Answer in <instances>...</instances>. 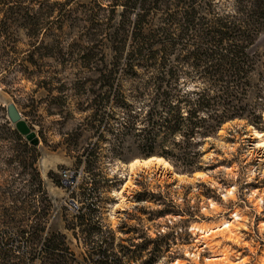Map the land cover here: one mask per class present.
Listing matches in <instances>:
<instances>
[{"label":"rangeland","instance_id":"374dc122","mask_svg":"<svg viewBox=\"0 0 264 264\" xmlns=\"http://www.w3.org/2000/svg\"><path fill=\"white\" fill-rule=\"evenodd\" d=\"M50 1L59 2L58 10L40 17L41 43L27 31L29 24L0 36V240L22 252L38 251L45 237L59 232L68 247L63 264H264V101L260 129L245 119L226 121L201 147L202 169L182 171L170 161L171 168L138 167L123 199L118 192L130 175L128 163L144 158L131 141L121 145L119 158L112 154L111 136L97 139V121L90 109L84 111L85 89L97 74L82 55L96 27L108 17L116 25L122 8L111 11L109 0ZM54 46L59 55L53 56ZM94 46L90 62L101 56ZM256 50L264 55V28ZM105 53L109 61L111 52ZM10 102L37 144L23 136L24 146L11 135ZM254 130L263 133L260 147ZM79 167L83 171H65ZM32 171H38L41 188ZM196 172L205 176L194 177ZM64 173L76 174L71 191ZM234 213L241 219L233 221ZM10 218L41 221L38 245H27L33 230L22 234L7 223ZM226 221H233L232 233L217 230L202 238L191 230Z\"/></svg>","mask_w":264,"mask_h":264},{"label":"trees","instance_id":"16d2710c","mask_svg":"<svg viewBox=\"0 0 264 264\" xmlns=\"http://www.w3.org/2000/svg\"><path fill=\"white\" fill-rule=\"evenodd\" d=\"M109 2L111 11L122 8L121 19L114 25L108 17L104 26L96 27L92 46L82 55L92 64L88 70L97 74L85 89L92 107L88 102L84 111L90 109L97 121L98 140L111 136L114 156L121 158V145L128 140L143 157L154 155L182 171H194L202 169L201 147L226 121L245 119L260 129L264 55L256 50V42L264 28V0ZM58 4L0 0V36L16 24H29L27 31L37 40L45 23L40 17L53 16ZM49 23L52 20L44 32ZM96 44L101 56L90 62ZM51 49L53 56L60 54L58 47ZM106 49L111 52L109 61ZM9 130L28 146L15 128ZM32 172L41 188L38 171ZM7 223L22 234L25 228L33 230L25 238L27 245L41 241V221L33 225L10 218ZM67 251L59 232L45 237L38 251L22 252L1 239L0 264H63Z\"/></svg>","mask_w":264,"mask_h":264},{"label":"bare ground","instance_id":"6f19581e","mask_svg":"<svg viewBox=\"0 0 264 264\" xmlns=\"http://www.w3.org/2000/svg\"><path fill=\"white\" fill-rule=\"evenodd\" d=\"M254 136L258 139V143H257V147H260L263 145V141H262V135L263 133L261 132H258L256 130H254ZM263 142V143H262ZM153 163H157L159 165H162V167L164 168H171V165L169 164L168 161H166L164 158H161V157H156V156H153V157H150V158H145V159H133L131 160L129 163H128V167H129V176H128V180L127 182L125 183L126 185L124 186V188L118 192V194L124 199L125 196H123L124 194V191H125V188L128 186V184L131 182V179H132V173L134 171V169L138 168V167H147ZM205 176L204 173H200V172H196L194 174V177H203ZM228 194L232 192L229 190L227 192ZM226 196V195H224ZM213 207V204L211 205ZM232 218L234 219L233 221L235 220H240L241 218L239 216H237V214H233L232 215ZM233 221H226V222H223L221 225H219L218 227L216 228H211V229H202L198 226H192L191 227V230L194 232V233H200L201 234V237L204 238V237H207V236H210L212 234H214L217 230H220V231H226L227 233H232V228H233ZM190 230V231H191ZM176 264H178V262H176Z\"/></svg>","mask_w":264,"mask_h":264},{"label":"water","instance_id":"95a60500","mask_svg":"<svg viewBox=\"0 0 264 264\" xmlns=\"http://www.w3.org/2000/svg\"><path fill=\"white\" fill-rule=\"evenodd\" d=\"M6 115L8 120L12 124H14L15 129L20 134H22L31 143L33 144L38 143V139L35 132L29 127L27 122L22 118L21 113L19 112V110L17 109L16 105L13 102H10L6 105ZM143 158H147V157H143Z\"/></svg>","mask_w":264,"mask_h":264},{"label":"built area","instance_id":"2783aa9c","mask_svg":"<svg viewBox=\"0 0 264 264\" xmlns=\"http://www.w3.org/2000/svg\"><path fill=\"white\" fill-rule=\"evenodd\" d=\"M65 171H83L82 167L76 168V169H68ZM76 177V174L74 175L73 173H64L63 175V182L64 185L66 187L69 188V190L71 191V189L74 187V183H73V179ZM76 211H77V207H75Z\"/></svg>","mask_w":264,"mask_h":264}]
</instances>
